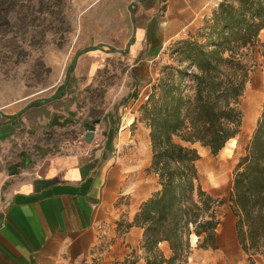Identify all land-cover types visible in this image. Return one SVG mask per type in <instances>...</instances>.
<instances>
[{
    "label": "rangeland",
    "instance_id": "374dc122",
    "mask_svg": "<svg viewBox=\"0 0 264 264\" xmlns=\"http://www.w3.org/2000/svg\"><path fill=\"white\" fill-rule=\"evenodd\" d=\"M144 16L141 0H0V120L3 114H17L33 106L31 101L48 98L66 77L77 76L78 68L73 63L82 57V80L86 82L81 89L82 107L97 106L112 115L109 132L104 119L96 127L85 125L98 130L101 145L112 146V163L119 167L121 175V195L116 200L121 208L139 207L141 200L158 188L156 175L147 172L151 160L148 128L144 136L133 124L129 137L120 139V125L125 122L124 128L131 120H123L128 113L124 107L138 98L148 83L151 89L161 66L172 61L171 48L176 41L196 34L204 24L203 21L198 29L167 41L160 50L152 47L150 52L133 57L129 46ZM259 39L262 44L249 52L253 66L241 97L242 125L235 143L228 141L217 154L195 145L200 155L196 165L202 186L222 202L215 208L220 220L217 248L197 247L191 237L185 264H264V251L249 260L241 248L237 219L228 201L235 164L245 152L264 103V29ZM88 64L91 67L87 73ZM53 122L52 118L48 123H38L28 133L18 134L19 151L24 153L8 158V165L24 157L30 159L35 148L55 152L78 138L79 127L73 124L44 128ZM203 154L209 158L206 165L201 163ZM128 211L120 213L116 230L119 220L128 219ZM161 246L168 254V248L163 243Z\"/></svg>",
    "mask_w": 264,
    "mask_h": 264
},
{
    "label": "trees",
    "instance_id": "16d2710c",
    "mask_svg": "<svg viewBox=\"0 0 264 264\" xmlns=\"http://www.w3.org/2000/svg\"><path fill=\"white\" fill-rule=\"evenodd\" d=\"M263 29L264 0H220L196 34L172 46V61L161 66L140 104L138 119L149 130L151 146L147 172L156 175L158 188L132 220H119L117 228L142 229L139 246L145 264H185L192 234L197 247L217 248L220 220L215 208L222 200L202 186L195 145L217 154L240 133V102L253 66L249 52L262 44ZM228 201L241 248L252 260L264 251V103L235 164ZM164 242L169 256L160 247Z\"/></svg>",
    "mask_w": 264,
    "mask_h": 264
},
{
    "label": "crops",
    "instance_id": "0c3cea01",
    "mask_svg": "<svg viewBox=\"0 0 264 264\" xmlns=\"http://www.w3.org/2000/svg\"><path fill=\"white\" fill-rule=\"evenodd\" d=\"M219 1L141 0L145 16L136 25L130 53L135 57L150 52L152 47L160 50L167 41L198 29ZM75 64L77 76L66 77L50 95L54 97L17 114L1 116L0 264H124L126 260L145 264L139 246L142 229H115L123 210L130 211L127 220H132L138 207L121 208L116 204L121 195L119 167L112 163L111 144L101 145V135L95 128L104 119L109 132L112 115L97 106L82 107L81 89L86 83L82 80V57ZM90 67L88 64L87 73ZM149 85L144 89L149 91ZM141 103L139 96L124 107L128 113L123 120L130 118L132 123L124 128L125 122L120 125V139L129 137L133 124L137 132L142 131L144 136L148 133L138 119ZM52 118L53 125L44 127L46 130L73 124L79 127L78 138L55 152L35 148L28 163L16 161L9 166L8 158L24 153L19 151L18 134L28 133ZM85 124L95 125L90 143L83 140ZM13 166L16 171L11 173ZM163 244L169 252L162 250L169 256L170 249Z\"/></svg>",
    "mask_w": 264,
    "mask_h": 264
},
{
    "label": "water",
    "instance_id": "95a60500",
    "mask_svg": "<svg viewBox=\"0 0 264 264\" xmlns=\"http://www.w3.org/2000/svg\"><path fill=\"white\" fill-rule=\"evenodd\" d=\"M133 38H134V36H133ZM75 62H76V60H74L73 64H75ZM93 136H94L93 130L92 129H88V126L85 125V134L83 136V140L85 142H87V143H90L92 141V139H93ZM28 161H29V158L24 157L23 163L26 164V163H28ZM15 171H16V168H15V166H13V169H12L11 173H14Z\"/></svg>",
    "mask_w": 264,
    "mask_h": 264
},
{
    "label": "bare ground",
    "instance_id": "6f19581e",
    "mask_svg": "<svg viewBox=\"0 0 264 264\" xmlns=\"http://www.w3.org/2000/svg\"><path fill=\"white\" fill-rule=\"evenodd\" d=\"M131 123H132V120H129V121H127V123H126L124 126L126 127L127 125H129V124H131ZM229 141H231L232 143H235L236 139H235V138H231ZM224 148H225V147H224ZM202 153H203V152H202ZM205 153H206V152H205ZM208 159H209V158L207 157V155L203 154V158H202L201 163H205L204 165H206V163L209 162ZM191 237L193 238V241H196L197 237H196L195 234H192ZM192 238H191V239H192Z\"/></svg>",
    "mask_w": 264,
    "mask_h": 264
},
{
    "label": "built area",
    "instance_id": "2783aa9c",
    "mask_svg": "<svg viewBox=\"0 0 264 264\" xmlns=\"http://www.w3.org/2000/svg\"><path fill=\"white\" fill-rule=\"evenodd\" d=\"M139 96L141 97V100L142 101L145 100V99H147V97H148V91L147 90H143ZM93 139H94V136H93ZM93 139H92V141H93Z\"/></svg>",
    "mask_w": 264,
    "mask_h": 264
}]
</instances>
